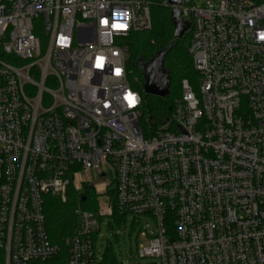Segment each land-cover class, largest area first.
Wrapping results in <instances>:
<instances>
[{"label":"built area","instance_id":"2783aa9c","mask_svg":"<svg viewBox=\"0 0 264 264\" xmlns=\"http://www.w3.org/2000/svg\"><path fill=\"white\" fill-rule=\"evenodd\" d=\"M155 1L190 22L197 80L183 78L154 123L125 38L150 29ZM260 31L264 0H0V264H98L94 241L113 214L154 219L137 249L155 264H264ZM71 185L93 187L97 209H74L61 256L44 195L64 201Z\"/></svg>","mask_w":264,"mask_h":264},{"label":"trees","instance_id":"16d2710c","mask_svg":"<svg viewBox=\"0 0 264 264\" xmlns=\"http://www.w3.org/2000/svg\"><path fill=\"white\" fill-rule=\"evenodd\" d=\"M170 9L160 5L157 1L150 4L151 27L148 30L130 33L125 38L128 48L126 68L129 74L138 76V88L142 94V112L155 122H163L164 118L171 114L174 99L180 95V88L173 84V79L181 80L196 74L192 66V60L187 52V45L190 40V25L179 38L174 37V24L170 17ZM189 22V21H188ZM190 24V22H189ZM168 48L163 68L167 71L169 78L168 96L159 98L144 91L143 73L136 65L138 60L148 61L157 52ZM195 72V73H194ZM190 79V78H189ZM188 79V80H189ZM190 81V80H189ZM137 87V86H136ZM74 193V192H73ZM60 201L58 197L44 195L45 228L49 241L57 244L61 250V256L65 254L63 245L64 238L71 235L76 228V215L74 209L80 206L82 209L96 211V195L93 187L84 185L79 196ZM84 197V200H81ZM126 216L113 214L112 218L118 225ZM98 264H118L115 254L107 251L101 256Z\"/></svg>","mask_w":264,"mask_h":264},{"label":"rangeland","instance_id":"374dc122","mask_svg":"<svg viewBox=\"0 0 264 264\" xmlns=\"http://www.w3.org/2000/svg\"><path fill=\"white\" fill-rule=\"evenodd\" d=\"M193 1L196 6L203 7L207 2L217 3L219 0ZM37 34L41 39L44 38L43 33L40 32ZM189 78L188 79L190 80L191 84L195 85L197 80V74H194ZM129 79L131 80L132 84L135 87L137 86L138 88L139 82L136 81V79L139 80L138 76L129 74ZM180 81L174 78L173 84L175 86L177 85L178 88H180ZM138 89L140 90V88ZM85 177L92 180L97 186H101L105 183L104 180L98 179L92 172L85 174ZM73 192L74 188L71 185L68 187V198L73 197L72 194H74L75 196H79L80 194V192ZM60 201L62 202L63 200L60 199ZM77 207L80 208V206ZM155 228V221L150 215L133 216L131 214H128L120 223V225H118L112 217L110 218L108 216H104L100 225V234L94 241V249L96 255L102 256L107 250L114 252L118 264L158 263L157 259L150 257H140L137 249L146 240V238L141 235V232L144 231L147 232L148 235H152V233L155 232Z\"/></svg>","mask_w":264,"mask_h":264},{"label":"water","instance_id":"95a60500","mask_svg":"<svg viewBox=\"0 0 264 264\" xmlns=\"http://www.w3.org/2000/svg\"><path fill=\"white\" fill-rule=\"evenodd\" d=\"M171 5L180 4V0H168ZM170 17L174 24V37L179 38L190 25L188 21L180 18V10L173 6L170 9ZM169 47L157 52L153 58L148 61L138 60L136 65L143 73L144 91L157 97H167L169 78L167 71L163 68V60ZM142 66V68H141ZM84 200V197H81Z\"/></svg>","mask_w":264,"mask_h":264},{"label":"snow or ice","instance_id":"6c2138e0","mask_svg":"<svg viewBox=\"0 0 264 264\" xmlns=\"http://www.w3.org/2000/svg\"><path fill=\"white\" fill-rule=\"evenodd\" d=\"M103 23L107 24L108 21H107V20H104ZM112 27H113V28H125L126 25H120V26H117V24H113ZM62 39H63V38H62ZM96 59H97V65H96V66H97L98 68L102 67V66H103V60H104V58H103V57H97ZM117 74H119V70H118V69H117ZM128 97H132L131 102H130V105H131L132 103H135V97H134V96H132V95L129 93L128 96H126V99H128Z\"/></svg>","mask_w":264,"mask_h":264},{"label":"clouds","instance_id":"9594fccd","mask_svg":"<svg viewBox=\"0 0 264 264\" xmlns=\"http://www.w3.org/2000/svg\"><path fill=\"white\" fill-rule=\"evenodd\" d=\"M117 24V26H120V25H124V24H121V23H116ZM259 39L261 40V41H264V31H260L259 32ZM131 99H132V97H128V102H129V104H130V102H131ZM132 104H134V103H132ZM131 104V105H132Z\"/></svg>","mask_w":264,"mask_h":264}]
</instances>
